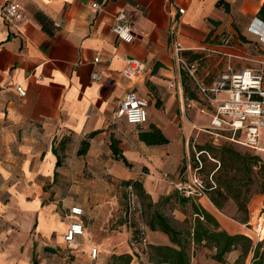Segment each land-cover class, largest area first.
I'll list each match as a JSON object with an SVG mask.
<instances>
[{
	"label": "crops",
	"instance_id": "obj_1",
	"mask_svg": "<svg viewBox=\"0 0 264 264\" xmlns=\"http://www.w3.org/2000/svg\"><path fill=\"white\" fill-rule=\"evenodd\" d=\"M217 1L0 0V264H54L55 258L66 264H107L118 255H130L129 264H155L148 254L140 253L143 259L134 254L138 247L119 218L122 192L114 181H138L153 204L170 195L180 205L189 204L190 226L196 204L222 230L248 236L208 197L183 203L172 186L158 184L161 172L176 179L190 134L207 123L196 101L184 95L168 31L174 30L184 48L229 37L246 51L264 35V23L256 18L264 0H226L228 12ZM9 2L17 4L20 20L4 18L2 8ZM94 3L99 7L93 9ZM177 8L184 12L178 14ZM119 12L130 24L131 42L118 40L111 30ZM95 57L100 60L96 64ZM129 59L144 64L134 81L122 76ZM94 71L100 79H92ZM129 91L148 103L141 130L155 125L167 144L148 146L130 133L131 126L139 125L115 118ZM83 143L88 147L80 153ZM77 206L82 209L78 216L70 212ZM151 214L144 215L147 248L139 249L178 248L166 233L148 227ZM73 223L82 225L83 232L67 242ZM189 247L191 264H220L212 259L213 250L193 242ZM69 254L74 255L70 262Z\"/></svg>",
	"mask_w": 264,
	"mask_h": 264
},
{
	"label": "built area",
	"instance_id": "obj_2",
	"mask_svg": "<svg viewBox=\"0 0 264 264\" xmlns=\"http://www.w3.org/2000/svg\"><path fill=\"white\" fill-rule=\"evenodd\" d=\"M169 1V0H167ZM98 4H92V8H98ZM176 12L182 14L184 10L177 8ZM2 14L8 21H18L21 13L14 2H9L2 8ZM58 26L57 23L54 24ZM115 37L123 42H131L134 35L125 14L119 12L114 16L111 26ZM258 33L257 30L253 29ZM176 33L168 31V46L174 57V63L178 67L180 77L186 76L193 82L197 96V112L206 119L207 123L196 128L198 132L210 136L213 145L222 143L236 144L256 153H264L261 148L262 130H264V51L260 48V42L264 41V35L260 34L259 42L250 45V51L241 49V42H234L229 37L222 40H206L195 48H184L175 37ZM207 60L215 62L217 73L212 76L204 72L201 77L198 71L204 70ZM100 60L93 59L96 64ZM144 68V64L136 59H129L128 64L122 71L123 78L134 81L138 78ZM92 79H100L101 75L94 71ZM172 87L171 84H169ZM20 96L25 95L21 86L16 87ZM147 100L133 91L127 92L119 103L115 112L117 120H124L130 125H144L148 119ZM201 164L200 160L196 158ZM200 166L192 168L190 163L186 164V180H169L168 174L163 173L175 191L182 197L201 198L207 197V191L215 186L211 180V188H207L202 179L197 175ZM124 208L121 218L131 230V244L140 248H147V228L143 220V208L140 204L137 192L131 185L124 188ZM73 215H81L80 207L70 208ZM251 226L246 233L254 243L264 242V224L258 220L254 224L249 222L243 224ZM82 225L73 223L66 232L64 239L72 241L75 235H81ZM92 259L96 257L97 250H90Z\"/></svg>",
	"mask_w": 264,
	"mask_h": 264
},
{
	"label": "trees",
	"instance_id": "obj_3",
	"mask_svg": "<svg viewBox=\"0 0 264 264\" xmlns=\"http://www.w3.org/2000/svg\"><path fill=\"white\" fill-rule=\"evenodd\" d=\"M216 6L222 8L224 12L230 10V4L226 0H218ZM256 18L264 23V5L258 10ZM186 80L190 81L183 75L181 81L184 95L187 99L196 100L197 96L186 84ZM137 137L148 146L164 145L169 142L163 132L153 124L148 125L146 130H140ZM231 145L230 143L219 145L204 143L197 145L196 148L201 152L200 154H209L219 164L211 175L215 186L205 184L207 188L212 187L207 191L208 199L219 211H223L225 202L232 200L235 211L244 212L245 216L240 222L248 223L247 202L253 195V184L258 178L256 177L257 173L261 179L260 192L264 193V160L256 152L248 149L242 152L234 149ZM87 147L88 144L83 143L80 153H84ZM111 149L113 154H116L115 141L111 143ZM122 161L126 162L124 159ZM194 164L192 168L198 165L195 162ZM255 168H257V172H255ZM124 185H131L137 192L142 208H145H143V217L147 216L148 212H152L151 219L146 221L148 227L166 233L170 241L178 247L149 246L150 250H147L149 261L155 264H191L188 250L190 242H193L196 246L200 245L213 250L211 257L220 264H246L249 257L250 264H264V242L254 243L249 236L227 233L220 228L215 217L200 205H192L194 216L190 228L179 229L160 212L158 203L151 202L150 197L144 193L142 185L138 181H126ZM187 200L188 198L184 197L182 202L185 203ZM235 250H239L240 253L232 261H226V255ZM113 259L118 260L120 264H129L131 256L118 255L113 256Z\"/></svg>",
	"mask_w": 264,
	"mask_h": 264
},
{
	"label": "rangeland",
	"instance_id": "obj_4",
	"mask_svg": "<svg viewBox=\"0 0 264 264\" xmlns=\"http://www.w3.org/2000/svg\"><path fill=\"white\" fill-rule=\"evenodd\" d=\"M204 72H208L210 76H212L213 74L217 73V68H215V62L211 61V60H207L206 64L204 65V70H199L198 71V76H202L204 75ZM186 84L188 86H190L189 88H191L194 92L195 91V86L193 84V82L186 80ZM148 128V126L146 127V129ZM141 126H131L130 129V133H138L141 130ZM204 143H211V139L210 136L206 133L203 132H198V131H194L193 133L190 134L189 136V140H188V153L185 154V156L180 160V169L177 171V177L178 174H180L179 179H181L182 181L186 180V176H187V172H185V166L186 164L190 163L191 167L194 164V162L196 164H198L200 166V169L197 171V175L200 177V179H202L203 183L208 185H211L210 183V179L209 177L212 175V173L214 172L215 169H217V167L219 166L218 162H216V159H213L210 157V155L203 153L200 154L201 152H199L196 148L197 145H202ZM231 146L234 147V149H237L239 151H246V149L240 145H234L232 144ZM261 148L264 149V130H262V140H261ZM262 156L263 160H264V153H258ZM196 158H199L200 162L202 165H200ZM264 162V161H263ZM255 172H257V168H255ZM163 172L160 173V176L158 178V184L160 185L161 183H166L169 184L167 179L163 178ZM169 174V173H168ZM176 177V179H177ZM256 180L255 183L253 184V190H252V197L249 199V201L247 202V210L249 212V210L252 212L251 215L248 216V221L250 222L251 218H252V223L250 224H254L255 221H262L261 219H264V193L260 192L261 189V179H260V175L257 173L256 174ZM89 179L95 178V176H88ZM168 178H170L169 180H175V179H171V176L168 175ZM124 182V181H123ZM121 181H117L114 183L117 185V187H120V191L121 193V205L118 211V214H121L122 209L124 208V188L125 185L124 183ZM172 186V185H170ZM173 187V186H172ZM174 189V188H173ZM175 190V189H174ZM140 201V199H139ZM141 204V202H140ZM144 208V207H143ZM158 208L161 209L160 211H162V213H164L165 215H167L168 218H170L171 222L173 223V225H175L176 228L179 229H186L190 226V211H191V207L189 204H185V205H180L177 201L173 200L172 196L170 195L169 197H162L159 199L158 201ZM145 209V208H144ZM224 215L231 217L232 219L236 222H239L241 224V229L245 232V233H250L247 229L251 226L246 225V227H243V224L246 223H241L240 220L244 218V212L241 211H235V206L232 200H228L227 202L224 203V209L223 211H221ZM178 216L177 219H174V216ZM121 216V215H120ZM184 216V219H182ZM120 220L123 222L122 218L119 217ZM143 220L145 221V216L143 217ZM262 223H264V221H262ZM131 232V230H130ZM264 234V232H263ZM244 235V234H243ZM130 242H131V234H130ZM137 248V247H136ZM140 247H138V250L134 251V254L140 256V258L143 259V256L140 255V253H144L147 254V250H140ZM143 249V248H142ZM239 249V248H238ZM146 252V253H145ZM238 253H240L239 250H235L232 252L231 256L227 257L229 258V260L231 261L236 255H238ZM59 256V255H58ZM74 255H68V257L66 258V261L70 262L72 261ZM61 258V257H60ZM250 257L247 259L246 264H250L249 261ZM59 261H61L60 264H66L64 262V260L61 258V260H58L57 258L54 259V264H58ZM118 263L119 261L116 259H113V257L110 258V260L107 262V264H111V263ZM135 264H138L137 262Z\"/></svg>",
	"mask_w": 264,
	"mask_h": 264
}]
</instances>
